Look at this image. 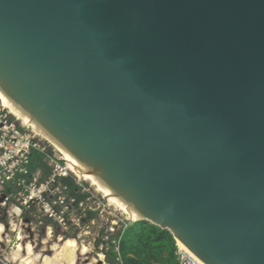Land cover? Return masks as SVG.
Masks as SVG:
<instances>
[{"label":"water","instance_id":"water-1","mask_svg":"<svg viewBox=\"0 0 264 264\" xmlns=\"http://www.w3.org/2000/svg\"><path fill=\"white\" fill-rule=\"evenodd\" d=\"M0 88L205 264H264V0H0Z\"/></svg>","mask_w":264,"mask_h":264},{"label":"rangeland","instance_id":"rangeland-1","mask_svg":"<svg viewBox=\"0 0 264 264\" xmlns=\"http://www.w3.org/2000/svg\"><path fill=\"white\" fill-rule=\"evenodd\" d=\"M0 106L2 105L0 104ZM5 109L24 127L34 133L26 123L14 114V112L7 108ZM38 140L40 144L46 147L49 151V156L53 158L56 157L63 161L62 166L67 167L68 175L76 178L77 183L81 187L84 186V192L89 193L91 196L90 199L84 202L83 207L75 209L72 216H69V221L66 225L60 226L59 224L57 225V222L43 217L38 210L31 209L24 212L21 217H18L13 211L17 205V189L10 184L7 188L8 192L11 193H6L10 198L7 203H3L5 197L3 196L2 198L0 195V226H3L4 228V233L0 242V264H20L19 260L14 258L20 244L25 246L31 244L36 253L52 256L54 253V251H52L53 248L60 246L62 240L69 238L76 239L80 246H85L88 248L87 250H89V253L85 255L79 254L78 264H84L92 259L106 262L103 254L105 245L101 244L100 246H96V239L98 238L99 233L104 228H109V230H111L112 228H117L127 222L135 223V221H132L133 219H131V217L116 203L111 201L90 179L82 177L72 171L63 155L55 147L54 149L41 138H38ZM46 163L50 164L51 158H46ZM0 191L4 192L5 190ZM100 191L103 192L105 196ZM90 209L97 212L96 218L90 222L82 224L79 219L86 217L85 213ZM74 217L75 219L73 220ZM101 246H103V249H101ZM23 254L26 256V252Z\"/></svg>","mask_w":264,"mask_h":264},{"label":"built area","instance_id":"built-area-1","mask_svg":"<svg viewBox=\"0 0 264 264\" xmlns=\"http://www.w3.org/2000/svg\"><path fill=\"white\" fill-rule=\"evenodd\" d=\"M34 151L45 154V161L46 158H51V163L48 165L52 169V174L46 180H42L40 172L31 171ZM55 158L48 155V150L40 144L35 134L0 106V190H7L10 184L17 189V205L13 211L18 217L33 209L60 226L66 225L69 221V216L75 211L76 201L69 196L67 187L60 182V178L69 177L68 169L62 166L61 159ZM0 195L2 198L5 197L3 203H7L10 199L1 191ZM83 206L84 202L79 204L78 209ZM82 219L79 220L84 224ZM129 223L124 224L125 228ZM111 231L114 232L115 228ZM177 246L178 264H204L190 252L179 247L178 242Z\"/></svg>","mask_w":264,"mask_h":264},{"label":"trees","instance_id":"trees-1","mask_svg":"<svg viewBox=\"0 0 264 264\" xmlns=\"http://www.w3.org/2000/svg\"><path fill=\"white\" fill-rule=\"evenodd\" d=\"M38 138L54 148L44 138ZM44 158L45 154L38 151L32 154L31 171L41 169L42 180L48 179L52 174V169L45 163ZM60 182L67 187L69 196L75 199V209L80 203L90 199L91 195L83 191L84 186L81 187L73 176L60 178ZM3 193L10 192L7 189ZM101 193L104 195L103 192ZM96 216V211L88 210L82 222L84 224L90 222ZM101 244L105 245L103 254L107 264H178L176 255L178 246L173 234L147 221L129 223L127 228L120 225L114 232L109 228L102 229L96 239V246Z\"/></svg>","mask_w":264,"mask_h":264},{"label":"bare ground","instance_id":"bare-ground-1","mask_svg":"<svg viewBox=\"0 0 264 264\" xmlns=\"http://www.w3.org/2000/svg\"><path fill=\"white\" fill-rule=\"evenodd\" d=\"M0 104L10 111L14 112L20 120H22L28 127H30L35 135L43 137L51 145H53L64 157L68 166L76 174L90 179L98 188L105 193V195L114 203H116L124 212H126L133 221H142L145 218L134 207L126 202L122 197L117 195L102 179H100L91 169L84 165L77 159L66 147H64L51 133H49L42 125L37 123L27 111L20 105L15 103L1 88H0ZM15 118V117H14ZM16 119V118H15ZM18 121V120H17ZM33 133V134H34ZM36 135V136H37ZM14 225V224H13ZM4 233L3 226H0V242ZM178 245L182 249L190 252L198 258L189 248H187L181 241L178 240ZM88 248L80 246L76 239L69 238L62 240L60 246L53 248V255H42L34 251L31 244H20L17 248L14 258L19 260L20 264H78L79 254L85 255L89 253ZM26 252V256H24ZM199 259V258H198ZM203 262L201 259H199ZM204 263V262H203ZM84 264H107L106 262L92 259ZM205 264V263H204Z\"/></svg>","mask_w":264,"mask_h":264},{"label":"crops","instance_id":"crops-1","mask_svg":"<svg viewBox=\"0 0 264 264\" xmlns=\"http://www.w3.org/2000/svg\"><path fill=\"white\" fill-rule=\"evenodd\" d=\"M45 163H46V161H45ZM47 165H48V163H46ZM49 166V165H48ZM50 167V166H49ZM51 168V167H50ZM33 172V171H32ZM38 172H40L41 173V178H42V170L41 169H38L37 171H34L33 173H38ZM11 193V192H10Z\"/></svg>","mask_w":264,"mask_h":264}]
</instances>
